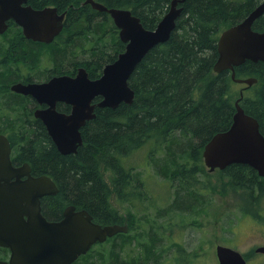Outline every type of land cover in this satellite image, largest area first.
I'll list each match as a JSON object with an SVG mask.
<instances>
[{
    "label": "trees",
    "instance_id": "trees-1",
    "mask_svg": "<svg viewBox=\"0 0 264 264\" xmlns=\"http://www.w3.org/2000/svg\"><path fill=\"white\" fill-rule=\"evenodd\" d=\"M85 1L28 0L35 9L55 7L59 13L66 12L65 26L55 41L47 45L27 40L22 30L9 22L7 32L0 35L7 43V54L0 59L1 93L11 96V85L19 81L74 76L79 68H84L94 80L107 64L117 59L126 47L118 28L108 13L93 9ZM95 1L109 9L130 10L149 30L156 28L172 2ZM261 2L185 0L179 4L182 13L169 40L151 49L129 79L135 92L133 103H121L115 109L96 108L95 118L81 130L83 145L76 153L61 154L43 123L32 112L29 118L24 117L31 111V100L13 94L19 102L7 109L5 131L11 135L17 160L28 161L38 173L50 174L59 189L57 195L45 201L44 214L58 218L62 209L70 205L77 211L86 210L97 224L128 226L127 233L94 245L73 264H160L162 255L157 248L161 237L152 234L159 225L149 214L157 211L152 200L155 192L138 170L136 156L150 146L149 165L154 166L164 182L177 189L173 201L166 210L158 211L157 217H164L166 212L197 209L194 202L199 201L200 191L192 181L201 174L210 177L205 170L204 148L217 133L231 127L235 102L241 97L231 71L214 72L218 40L223 31L243 21ZM253 30L264 32V15L256 20ZM235 76L257 79L243 93L240 105L258 120L264 135V62L246 61L235 68ZM58 110L69 113L71 109L67 106ZM161 152L163 157L152 158ZM105 171L110 172L109 181ZM214 172L219 173L216 182H220L215 183L214 190H235L241 195L240 212L264 224V177L244 164H232ZM207 182L209 187L211 182ZM113 199L128 209L125 216L120 215ZM144 200L151 201L145 206ZM149 224L151 232L145 237L143 228ZM134 240L141 251L128 255L125 247H132ZM172 245L179 249L178 258L186 260L183 246L179 242ZM244 256L251 260L257 255L252 250Z\"/></svg>",
    "mask_w": 264,
    "mask_h": 264
},
{
    "label": "water",
    "instance_id": "water-1",
    "mask_svg": "<svg viewBox=\"0 0 264 264\" xmlns=\"http://www.w3.org/2000/svg\"><path fill=\"white\" fill-rule=\"evenodd\" d=\"M184 1L172 0L156 28L149 30L130 10L109 9L95 0H86L84 4L110 15L120 40L126 44L125 50L94 80L80 68L74 77L59 75L47 82H19L11 87L12 91L47 105L45 109H37L35 117L42 121L61 154L76 153L83 145L81 130L95 118L96 108L115 109L121 103H133L135 92L129 79L151 49L169 40L182 13L179 4ZM262 15L264 1L243 21L223 31L218 40L215 73L231 71L236 83L248 87L257 83L256 78L237 79L235 68L246 61L264 62V32L253 30ZM65 19L66 12L59 13L55 7L35 9L28 0H0V34L13 21L21 27L25 38L51 44L62 33ZM98 98L100 101L94 103ZM242 98L241 91L231 127L217 133L206 144L204 163L210 172L244 164L264 177V135L258 120L241 107ZM59 102L71 106L70 112L59 111ZM11 152L9 140L0 135V246L12 251L10 261L0 264H73L94 245L128 232L127 225L97 224L86 210L77 211L74 206L65 210L62 221H47L41 212L40 198L55 194L57 186L48 177L21 181L18 171L23 168L13 167ZM255 252L264 254V246H258ZM216 254L219 264H248L241 252L223 245L216 247Z\"/></svg>",
    "mask_w": 264,
    "mask_h": 264
},
{
    "label": "rangeland",
    "instance_id": "rangeland-1",
    "mask_svg": "<svg viewBox=\"0 0 264 264\" xmlns=\"http://www.w3.org/2000/svg\"><path fill=\"white\" fill-rule=\"evenodd\" d=\"M11 35L12 33H10V37ZM3 38L0 37V59L7 54V43L3 42ZM237 89L240 90V87L237 86ZM150 149V146L143 148L136 156V161L140 164L138 170L145 175L151 186L150 189L155 192L152 200L157 211H149V214H153L156 219L154 221H157L159 225L152 234L156 235L155 237H161V244L158 243L157 248L162 255L159 260L160 264H219L216 254L218 245L238 250L243 255L254 251L258 246H264V224H259L240 212L238 202L241 200V195L235 190L230 187H226L227 189L224 191L214 190L215 183L220 184L219 181L216 182L219 173L210 172L206 166L205 170L210 174V177L201 174L196 177L197 180L192 181L200 191L199 201L194 202L197 209L176 210L164 213L165 216L162 218L157 217V212L166 210L173 201L177 189L164 182L156 174L154 166L149 165L151 158L148 152ZM161 157H163L162 152L152 158L159 159ZM105 175L109 181L110 172L105 171ZM207 181L211 182L209 187H207ZM224 181L228 183V179H224ZM169 191H171L170 194ZM112 201L122 216L128 213L126 207L114 199ZM149 201L144 200V205H148ZM262 210L264 212V203ZM149 228L150 224L143 228L145 237H149L151 232ZM135 232L136 230H133L132 234ZM178 242L187 253L186 260L179 259V249L173 246L174 244L171 246L172 243ZM135 243L136 241L132 247H125L128 255H137L141 251ZM256 255V258H252L249 264H264V255Z\"/></svg>",
    "mask_w": 264,
    "mask_h": 264
},
{
    "label": "flooded vegetation",
    "instance_id": "flooded-vegetation-1",
    "mask_svg": "<svg viewBox=\"0 0 264 264\" xmlns=\"http://www.w3.org/2000/svg\"><path fill=\"white\" fill-rule=\"evenodd\" d=\"M264 0H262L263 2ZM261 2V3H262ZM260 3V4H261ZM10 22V21H9ZM8 22V23H9ZM19 27V26H18ZM20 28V27H19ZM9 29V27H8ZM7 29V30H8ZM21 29V28H20ZM23 33V32H22ZM0 35H3V34H0ZM25 37V36H24ZM27 39V38H26ZM29 40V39H27ZM32 41V40H31ZM36 43H39V42H36ZM44 44V43H43ZM49 45V44H47ZM77 74V73H76ZM76 74L74 76H76ZM73 76V77H74ZM52 79V78H51ZM50 79H47V80H43L41 82H29V83H43V82H47L49 81ZM20 83H23V84H29V83H25V82H22V81H19ZM17 82V83H19ZM238 86L240 87V93L241 91L243 93H245L246 89L248 88L246 86V84H240V83H237ZM14 84L11 85V87L13 86ZM11 87H10V91L15 95V94H18L14 91L11 90ZM1 90L0 89V135L2 136H5L8 140H9V143L11 145V139H10V136L8 132L5 131L6 129V115H7V109H13V107H11L12 105L14 106L16 103L19 102V99H17L13 94H10L11 96H8L6 95L7 93H1ZM4 92V91H2ZM18 95H21L23 97H28L30 100H31V107H28V109H31V111L29 110L28 111V114L24 115V117H30V113L32 112L33 113V117H35V111L37 109H45L47 108V105L46 104H40L38 101H36L33 97L31 96H27V95H23V94H18ZM6 97V99H5ZM97 100V99H96ZM95 100L94 103H97ZM100 100V99H99ZM99 102V101H98ZM19 106V105H18ZM69 107V109H71V106L69 105H66L65 103H62V102H59L57 104V109H66V107ZM18 109V108H17ZM16 112V111H15ZM12 115H14L15 113L12 111L11 112ZM37 119V118H36ZM41 121V120H40ZM42 122V121H41ZM44 125V124H43ZM46 128V127H45ZM47 130V129H46ZM48 133V132H47ZM12 149V148H11ZM18 156H17V153L14 152V150L12 149V152H11V161H12V165L13 167L15 168H23V170H20L18 171V173H20L22 175L21 177V181H26L28 180L30 177L31 178H41V177H48L50 178L53 182L54 180L50 177L51 175L48 174V173H38L36 171L33 170V167L32 165L28 162V161H18L17 160ZM28 166V167H27ZM26 167V169H24ZM55 183V182H54ZM55 185L57 186V184L55 183ZM134 191V189H133ZM134 192H138V191H134ZM59 193V189L57 187V192L55 194H48V195H45L43 197L40 198V204H41V212L43 214V216L47 219V221L49 222H60L63 220L64 218V212L65 210L70 206H65L63 209H62V212L60 213L59 217L58 218H53V217H48L44 214V207H45V201L49 198V197H52V196H55ZM135 200V199H134ZM135 211V209H134ZM120 213V211H119ZM121 215V214H120ZM24 218L27 220L28 218L26 216H24ZM127 222H128V219H127ZM127 225V224H126ZM131 225L134 226V220L133 218L131 219ZM134 230V229H133ZM109 239V238H108ZM258 255H264V254H258ZM12 256V251L10 248L8 247H3V246H0V261H4V262H9L10 261V258ZM256 258V257H255ZM249 261L250 260H247V263L249 264Z\"/></svg>",
    "mask_w": 264,
    "mask_h": 264
},
{
    "label": "bare ground",
    "instance_id": "bare-ground-1",
    "mask_svg": "<svg viewBox=\"0 0 264 264\" xmlns=\"http://www.w3.org/2000/svg\"><path fill=\"white\" fill-rule=\"evenodd\" d=\"M251 87V86H250Z\"/></svg>",
    "mask_w": 264,
    "mask_h": 264
}]
</instances>
